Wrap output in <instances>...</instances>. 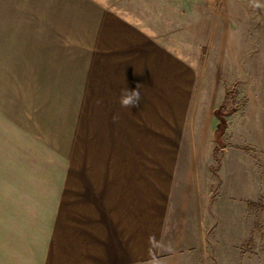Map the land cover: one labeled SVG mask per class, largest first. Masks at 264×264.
<instances>
[{
	"label": "rangeland",
	"instance_id": "1",
	"mask_svg": "<svg viewBox=\"0 0 264 264\" xmlns=\"http://www.w3.org/2000/svg\"><path fill=\"white\" fill-rule=\"evenodd\" d=\"M126 2L141 8L159 39L128 50L124 87L120 64L104 52L44 47L26 24L0 32V264H58L67 242L73 253L81 234L89 235L75 215H90L95 194L111 199L109 184L119 176L109 168L122 163L114 158H144L127 161L134 181L139 163H154L160 152L179 153L180 165L190 156L205 161L190 169L194 191L170 196L197 203L198 226L194 234L170 230L166 253L180 252V264H264V122L253 125L249 113L264 100L257 95L264 79L246 61L235 63L232 48L237 16L239 40L248 42L256 1L163 0L160 17L145 16L154 0ZM137 84L139 107L121 108L122 88ZM100 210L106 219L107 208Z\"/></svg>",
	"mask_w": 264,
	"mask_h": 264
},
{
	"label": "crops",
	"instance_id": "2",
	"mask_svg": "<svg viewBox=\"0 0 264 264\" xmlns=\"http://www.w3.org/2000/svg\"><path fill=\"white\" fill-rule=\"evenodd\" d=\"M154 1H156L154 6L150 8L152 11L147 12L145 16L163 15L161 2L163 0ZM254 1L255 5L249 10L251 25L245 29L246 38L249 40L248 42L239 40V33L243 31H241L243 18L239 19L237 16L234 20V45L231 47L236 54L235 63L246 61L251 65L257 79H264V0ZM140 9L132 7L126 0H116L113 3L104 0H0V17H6L4 24L2 19L0 20V32L12 33V25L26 24L27 31L34 36L32 41H43L44 47H90L98 55L104 52L112 56L108 63L112 61L122 65H119L122 69L118 66L116 74L119 76L121 73V77L118 78L121 82L118 85L124 87L126 77L123 67L128 62L126 57L128 50L153 47L159 39L152 30L154 29L152 22L143 18L144 13ZM170 15H173L172 9ZM168 51L169 49L166 50ZM245 57L247 59H243ZM258 71L262 74L258 75ZM128 75L130 77V73ZM257 95L264 96V89ZM262 112L264 100L259 99V106L249 112L256 120L253 125L262 126L264 122ZM136 154L138 153L131 157V154L121 153V157L114 158L121 160L122 163H117L118 167L112 170L109 168L112 176H119L116 180L112 179L117 183L109 184L110 190L113 191L111 199L106 200L105 204L99 202L95 194L94 198L89 200L90 215H85L84 218L83 215H75V224L87 225L89 235L87 237L86 234L85 236L81 234L80 241L74 245L73 253H68L73 243L67 238L66 241L69 242L64 245L66 250L59 254L58 264H144L147 260L150 264L181 263L180 252L166 253L169 247L168 234L173 228L180 230L181 227L184 229V226L194 234V227L198 226L200 207L189 198L171 200L170 196L173 193L174 196L182 192L192 193L196 185L195 180L189 176L192 175L190 169L202 167L205 161L190 156L184 157V160H191V163L183 162V165H180L179 153H156L154 163H139L141 166L139 179L132 181L128 178L132 168L127 167V161L144 160L140 154L137 157ZM131 183L137 184L134 191H131L129 185ZM146 191L151 192L149 200ZM104 208H107L106 219L103 216L104 211L100 210ZM206 212L210 214V206H207L206 210L203 209L202 214L205 215ZM207 221L210 222L203 217L204 233ZM102 224V229L104 225L106 227L105 236H99V227ZM203 238H206L205 235ZM14 260H11V264H19L18 260ZM47 262L52 263V258Z\"/></svg>",
	"mask_w": 264,
	"mask_h": 264
},
{
	"label": "clouds",
	"instance_id": "3",
	"mask_svg": "<svg viewBox=\"0 0 264 264\" xmlns=\"http://www.w3.org/2000/svg\"><path fill=\"white\" fill-rule=\"evenodd\" d=\"M143 85L137 84L135 89L123 88L119 98V104L121 108L128 109L131 111L134 107H139L142 102L141 88ZM118 115L113 116L114 122L118 120Z\"/></svg>",
	"mask_w": 264,
	"mask_h": 264
},
{
	"label": "trees",
	"instance_id": "4",
	"mask_svg": "<svg viewBox=\"0 0 264 264\" xmlns=\"http://www.w3.org/2000/svg\"><path fill=\"white\" fill-rule=\"evenodd\" d=\"M216 152H217V147L214 148V156L216 158V161L219 163L220 158L217 157Z\"/></svg>",
	"mask_w": 264,
	"mask_h": 264
},
{
	"label": "built area",
	"instance_id": "5",
	"mask_svg": "<svg viewBox=\"0 0 264 264\" xmlns=\"http://www.w3.org/2000/svg\"><path fill=\"white\" fill-rule=\"evenodd\" d=\"M206 1H208V2H212V1H216V0H206Z\"/></svg>",
	"mask_w": 264,
	"mask_h": 264
}]
</instances>
